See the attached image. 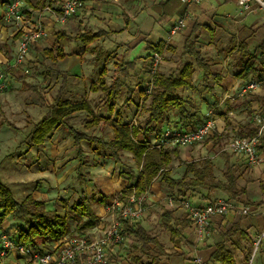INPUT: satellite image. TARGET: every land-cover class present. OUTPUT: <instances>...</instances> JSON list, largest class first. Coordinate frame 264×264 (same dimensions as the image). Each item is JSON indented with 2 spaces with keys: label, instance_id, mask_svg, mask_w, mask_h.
Masks as SVG:
<instances>
[{
  "label": "crops",
  "instance_id": "1",
  "mask_svg": "<svg viewBox=\"0 0 264 264\" xmlns=\"http://www.w3.org/2000/svg\"><path fill=\"white\" fill-rule=\"evenodd\" d=\"M5 1L6 0H0L2 9ZM57 2H61V0H57ZM38 15L39 13L35 16L37 17ZM120 17L123 18L122 24L119 21ZM181 17L185 18V25L178 33L171 35L170 31L173 24ZM41 18L46 29L45 36L49 35L55 27H58V29H56L54 33L58 30H63L68 34L75 35L80 31L86 30L83 29L74 33L75 29L84 26L85 22L87 24L91 23L94 21L93 18L100 21V24L95 28L88 29L89 31H97L99 29L110 31L107 36L96 39L87 46L77 42L75 39L66 38L60 40V44L67 54L66 58L60 59L63 61L60 70L68 72L72 80H82L85 77L88 78L91 75L90 73L95 71L96 77L90 81V89L103 69L107 71L105 74L107 82L111 83L109 81V75L111 74L112 66L118 70L117 75H119V73H121L119 65L123 62H132L136 60V65L134 68L130 69V73L133 74V77L136 76L135 78L137 79L140 77L136 75L137 73L143 71L148 73L147 68H145L150 61L149 55L151 54L147 49L148 43H157L163 40L176 47L177 51L180 52L184 44V38L191 33L196 23H199V27H201L198 34L199 45L204 44L206 45L205 48H213L215 52L222 49L223 51L226 50V59H224V62L231 60L230 68L233 70V73H237V75L215 71L221 75L219 81L214 82L212 80L214 82V85L212 83L214 87V91L212 92V94H214L213 103L215 108L219 109V112L209 108L204 110L203 106H200L203 115L209 116L208 111H213V115L217 120L218 132L215 135L205 138L208 140V143H206L204 147L202 144L195 146V149L190 148V146L184 147L180 153V160L173 161L171 170L174 176L173 166H184L186 162L184 161L186 159L184 157L185 153L193 154L197 152L199 154L205 151L210 152V154L205 157L213 160L216 176V165L219 163L222 175L218 176L219 178L223 179V170L227 162L235 166L239 175L237 182L238 187L244 192L241 195V199H231L235 203L234 209L227 213H217L210 218L209 234L203 242L197 241L195 230L191 223L182 231L179 237L172 238L161 223V213L159 214V224L161 225L159 226V231H153L154 234L149 231L151 228V222L149 221L150 219H148L150 212L146 211L144 217L137 223L143 226L152 235L157 236L164 245V250H160V261L157 264H220L219 262L211 260L218 242H224L225 246L234 253L235 262L237 264H246L255 246L256 240L259 238L260 244L258 246V251L260 255L256 264H264V131L258 145L260 163L255 165L250 164L243 155L231 152L225 147L219 149L217 147L218 141H216L219 138H226L228 136L227 133H230L228 138L231 136H241V128L249 126V124H251V126H258L254 120V116L257 112L264 115V84L255 90L249 91L253 93L252 97L247 95V92L241 94L242 87L247 80H243V78L238 75L244 68L241 48H246L243 50L247 55L256 53L257 57H260L264 52V11L259 8L257 4H253L249 11H241L237 0H203L199 3L190 4L184 3L181 0H86L78 13L64 23L55 21L50 13H44ZM134 22L136 23L135 27L133 26ZM11 30L12 29L4 26L3 23L0 22V40L5 42L9 35L12 34ZM116 33L121 34L119 38L122 39V41L119 43L115 42V39L118 38L115 37ZM127 38L129 41L126 40ZM39 42L33 49L41 45ZM17 44L18 39L16 38L12 44L13 57L17 51ZM229 46H233L230 52L228 51ZM45 47L48 46L44 44L43 48ZM37 48L42 54L41 51L43 48ZM205 48H202V50ZM4 52L0 51V59L12 60V58ZM112 52H114L113 55H115L116 52H121L125 55L123 56L121 54L122 57L120 55L119 59L117 57L113 58ZM86 53L89 56V60L88 57L85 56ZM168 54L169 56L166 61H164L166 65L159 66V70L163 73H170L172 71L171 69L176 66V59L174 60L175 54ZM84 56L86 57L85 59ZM185 60L193 61L191 57H187ZM214 62L218 63L222 62V60H215ZM197 70L199 69L195 67L192 77L193 84L194 76L198 73ZM86 71L89 73H85ZM258 73H260V76H254L251 80H264V65L260 64L258 66ZM227 75L229 78L226 77ZM147 78H149L148 75L145 79ZM226 84H228V86L225 87L226 91L224 92V85ZM132 88L134 91L133 85ZM185 88L192 89L193 85ZM203 89L206 90V84ZM203 89L200 88L201 92H203ZM94 92L96 93L97 91ZM220 93H223L224 97L219 98ZM227 93H230L232 98H227ZM223 101H225L226 106L222 108ZM90 105L97 115H101L99 112L101 107L96 104ZM239 105H241L240 108ZM125 109L127 111V104L125 105ZM238 111H241V113L239 114ZM176 118L175 115H170V120ZM112 136L113 132L109 138ZM150 139H152L151 141H155L157 135L151 134ZM204 140L197 143H201ZM227 141L228 139L225 140V142ZM181 160L182 162H180ZM123 181H125V183L121 182L120 186L118 188L116 187L117 189L114 191L115 195L126 186L127 180L123 178ZM155 181L150 189L153 188ZM186 198L196 205L205 204L219 198L229 199L228 195L223 191L215 190L209 192L207 189L194 192L189 191ZM148 199L150 202H154V198L151 196L148 197ZM110 200H112V198H110ZM99 205L101 206L103 204ZM169 206H172V208ZM169 206L167 207L175 210V216L178 219H190L187 210L180 200L176 199L172 201ZM244 207L248 208V213L242 212ZM97 214L101 218L106 212L104 209H101L99 212L97 211ZM109 219H112V213ZM137 223H134V225ZM163 229L168 232L167 239H163L162 235H165ZM227 230L231 231V235L230 239L225 242L224 233ZM91 231V228L86 230L87 233ZM130 237L133 236H127L121 243L112 244L107 248L111 264H120V261L123 259L120 255L125 252L124 248L120 246L123 242H126V238L130 240ZM135 240L138 242L136 238ZM0 245H2V242ZM152 246L154 247V245ZM139 247L140 243L134 245L131 250L133 252L129 253L133 259V264H141L142 260H144L142 264H154L151 262L152 259L146 258L139 253ZM133 255H138L140 261H135L136 259H134ZM197 258H201L202 262L199 263L196 260ZM1 263L29 264L30 261L27 255L13 249L10 250L5 257L1 258Z\"/></svg>",
  "mask_w": 264,
  "mask_h": 264
},
{
  "label": "trees",
  "instance_id": "2",
  "mask_svg": "<svg viewBox=\"0 0 264 264\" xmlns=\"http://www.w3.org/2000/svg\"><path fill=\"white\" fill-rule=\"evenodd\" d=\"M84 1L86 0H82V3ZM38 2L44 7L45 0H38ZM26 6L33 7L29 4H26ZM3 19V13L0 11V22ZM200 28L199 23L193 26L191 33L184 38V44L180 52L177 51L176 47L163 40L157 43H148L147 49L151 52L149 55L150 61L146 66L149 78L145 79L141 76L138 78L141 84L140 93L147 96L145 97L147 102L142 105L147 112V120L138 124L132 118L126 122L125 105L115 110L113 104H111L110 109L114 112V117L108 119L107 123L112 128L113 136L108 139L74 126L72 120L78 112L83 110L92 116V119L85 124L86 129L98 125L100 121L104 120V117L97 115L86 99L76 100L69 97L68 88L72 79L70 74L62 70H54V73L60 78L56 96L52 103L49 104L44 116L31 127L29 135L31 145L43 146L56 129L65 127L71 135L74 145L78 148V157H83L84 155L82 146L84 141L102 147L104 154L118 163L123 162L122 156L124 152L131 153L136 160L138 171L135 172L132 168L127 167L128 169L121 173V176L127 180V185L119 192L122 198L134 191L136 195L148 193L153 182L161 176V181L166 183L171 195H174L179 200L186 198L189 191L194 192L201 189H207L209 192L215 190L223 191L230 200L241 199V195L244 192L238 187L239 175L233 164L226 163L223 170L224 177L221 179L215 175L213 160L203 157L186 161L183 174L179 177H174L171 168L173 161L181 158V146L157 147L150 139L151 134L157 135L158 139L161 133L169 127L199 126L209 118L208 115H203L201 107L194 97H183L179 94L180 89L193 85L192 77L195 67L202 71L206 90L210 92L214 91L211 81L215 82L221 79L220 73L213 71L211 59L206 56L199 45L198 34ZM109 32L103 29L97 31L84 30L72 35L66 31L58 30L55 32V43L52 46L43 48L41 52L44 58L52 61L64 59L67 54L60 44L61 39H75L77 42L87 46L96 39L107 36ZM232 49L233 46L228 47L229 52ZM243 49L246 48H241L244 68L238 75L248 82L254 76H260L258 66L260 64L264 65V52L260 57H257L256 53L247 55ZM166 50L171 55L175 54L176 66L168 74L161 72L159 67L154 74H151L150 66L153 53L159 52L163 54ZM187 57H191L193 61H186ZM135 65L136 60L120 64L121 73L111 83L107 82L105 77L107 71L103 69L97 80L93 82L91 90L105 93L107 95V103L115 100L124 89L129 95L128 98H131L134 91L131 85L133 74L130 73V69L134 68ZM18 72L16 71L14 74H17L18 80L25 85L27 82L23 73ZM150 81L153 82V87L151 92L147 93ZM247 93V95L253 96V93L249 91ZM172 112L177 117L174 120H170ZM257 131L258 126L249 124V126L241 128L240 134L241 136H253ZM219 139L222 140L221 138ZM80 178L81 180L83 179L82 176ZM110 202V198L104 193H101L98 197L91 196L85 190L82 191L79 198L71 205V212L77 218V233L84 234L87 229L93 228L99 223L100 217L93 203L109 205ZM12 215H17L22 220L13 236L29 249L42 251L52 249L54 243L70 235L72 231L68 214L62 215L56 210L48 208L46 199L36 198L32 194L26 195L23 200H18L14 196L12 188L0 177V223ZM161 223L171 237L176 238L181 235L182 231L190 223L192 224V221L187 218L178 219L175 216L174 209L164 207L161 211ZM123 233L125 237L133 236L138 240L140 243L138 251L142 256L152 259L151 262L154 264L160 261V250H164V245L157 236L152 235L139 223L134 225L129 222L125 223ZM2 234L0 235L1 242ZM230 235V230L224 233L225 242L230 239ZM133 257L136 259L135 261H140L138 255H133ZM211 260L220 264H237L234 253L225 246L224 242L217 243V248ZM143 262L144 260H142L141 264ZM0 264H2L1 257Z\"/></svg>",
  "mask_w": 264,
  "mask_h": 264
},
{
  "label": "rangeland",
  "instance_id": "3",
  "mask_svg": "<svg viewBox=\"0 0 264 264\" xmlns=\"http://www.w3.org/2000/svg\"><path fill=\"white\" fill-rule=\"evenodd\" d=\"M23 2L33 7L35 6V9H41L43 7L38 0H23ZM44 3V6L49 4L52 7H57L60 2H57V0H45ZM0 11H2L1 6ZM93 20L94 21L89 24L85 22L84 26L75 29L74 33L83 29L88 30L90 28H95L100 24V21L94 18ZM119 21L122 24L123 18L120 17ZM1 22L4 26L12 29V34L9 35L5 42L0 40V51H5L4 53H7L13 59L12 44L16 38L19 40V26L8 23L5 19ZM133 26H136L135 22ZM56 29H58V27H55L49 35L41 38L39 42L41 45L37 47H41L40 49H42L44 44L48 47L52 46L55 43L54 31ZM115 37H118L115 39V42L119 43L122 41V39L119 38L121 34L116 33ZM128 38L126 40H128ZM200 46L201 48H205L206 45L202 44ZM37 47L34 49L32 48L30 51V59L28 61L31 69L30 73H23L20 69L11 70L8 76V86L3 91L0 90V177L12 188L14 196L18 200H23L26 195L32 194L36 198L46 199L48 208L54 209L62 215L68 214L72 229L71 234L68 236H74L77 234V218H75L71 212V205L79 198L81 192L85 190L91 196L98 197L101 193H104L109 198H113L115 196V189L120 186L121 182L125 183L121 173H124L126 169H128L127 167L132 168L135 172L138 171V168L136 160L131 153L124 152L122 156L123 162L118 163L112 158L107 157L102 147L96 144H90L86 141L82 143L84 155L83 157H78V148L74 145L73 139L65 127L56 129L43 146L37 147L31 145L29 137L31 127L44 116L48 110L49 104L52 103L56 96L60 78L54 73V70H60V68H62L61 63L63 64L62 60H57V63V61L44 58ZM203 51L206 56L211 59L213 71L237 75V73H233V70L230 68L231 60L224 62V59H226V50L223 51L222 49L215 52L213 48H205ZM113 53L114 52H112V57H117L118 59L122 54L121 52H116V54L113 55ZM85 56L88 57L89 60L87 53ZM85 56L84 59L86 58ZM162 56L163 58L160 65H166L164 61H166L169 56L168 51L166 50ZM215 60H222V62L215 63ZM16 71H19L18 73H23L25 81L27 82L25 85L18 80L17 74H14ZM94 72H91L88 78L85 77L82 80L71 79L68 96L76 100L86 99L90 104L98 105L101 107L99 112L101 116L104 117V120L100 121L98 125L86 129L85 124L88 120L92 119V116L87 111L83 110L78 112L76 117L72 120L74 126L85 129L88 133H94L108 139L113 132L112 128L107 123L108 119L114 117V112L110 109L111 104H113L115 110L127 104L126 122L131 120L132 117L138 124L144 123L147 120V112L142 106L147 102V98H145L147 96L140 93L141 84L139 80L135 78L136 76L131 80V84L134 86V93L131 98H128L129 95L124 89L115 100L107 103L106 94L102 92L95 93L89 88L90 81L96 77V73ZM197 72L198 73L194 76L193 88H182L179 90V94L183 97H194L196 102L200 106H203L204 110L209 108L219 112V109H216L213 103L214 94L203 89V87H205V82L203 80L202 71L197 70ZM85 73L89 72L86 71ZM110 73L109 81L111 82L114 77L117 76L118 70L112 66V71ZM147 74L146 71H143L136 75L146 78ZM226 77L229 78L228 75ZM212 83L214 85L213 81ZM227 86L228 84L224 85V92ZM200 88L203 89V92H201ZM223 95V93H220L219 98L224 97ZM128 100L129 102L127 103ZM222 104V108L226 106L225 101H223ZM240 107L241 105H239V108ZM238 112L239 114L241 113V111ZM171 115L175 114L172 112ZM227 135L228 136L222 140H216L218 141L217 147L219 149L225 147V140L229 139L230 133H227ZM206 143H208L207 139L201 143L195 142L189 146L195 149V146L198 144H202L204 147ZM184 147L187 146H181V151ZM209 154L210 152L206 151L199 154L197 152L193 154L185 153L184 157L186 159L184 161L197 160ZM180 162H182V160ZM173 167L174 176L179 177L183 174L184 166L175 165ZM220 168L221 166L218 163L216 165L217 177L222 176ZM81 176L83 177L82 180L80 178ZM160 177L156 179L153 188L148 191V195L144 201L145 213L146 211L150 212L148 219H150L151 228L149 231L152 233L154 230H156L155 232L159 231V226L161 225L159 224V214L162 209L171 205L172 201L176 200L174 195H171L166 183L162 182ZM150 196L154 198V202H150L148 199ZM180 201L182 202V200ZM93 206L98 212L101 209L105 210L106 214L102 216L103 218H100L99 223L107 226L111 220L109 219L111 212L108 211L107 205L100 206L97 203H93ZM169 207L172 208V206ZM21 223L22 220L17 215L7 217L0 223V235L2 233H7L13 236L17 226ZM164 232L165 235H162L163 239H167L168 232L165 230ZM85 233L87 234V232ZM85 233L81 235H85ZM129 239L130 240H127L126 238V242H123L120 246L125 250V252L120 255V257H123L120 264H133V259L129 253L133 252L131 250L134 245L139 243L133 237ZM255 247L256 245L254 248ZM254 248L249 255V259L253 256L252 264L257 263L260 255L258 251L259 248L255 251Z\"/></svg>",
  "mask_w": 264,
  "mask_h": 264
},
{
  "label": "built area",
  "instance_id": "4",
  "mask_svg": "<svg viewBox=\"0 0 264 264\" xmlns=\"http://www.w3.org/2000/svg\"><path fill=\"white\" fill-rule=\"evenodd\" d=\"M184 3H199L203 0H181ZM241 11H249L253 4H257L264 11V0H237ZM82 0H61L57 7L45 5L41 9L27 7L23 0H6L2 13L5 21L19 26V40L17 51L12 60L0 59V90L8 86V76L11 70L20 69L23 73H30L29 57L32 48L46 35V29L41 16L50 13L58 23L68 21L76 15L82 7ZM26 7V8H24ZM39 15L36 17L35 15ZM40 17V18H39ZM185 25V18H179L171 28V35L178 33ZM162 53L154 52L152 55L150 73L154 74L162 60ZM264 84L263 79H253L245 83L241 94L255 90ZM153 82L150 81L147 93H150ZM227 98H232L230 93ZM209 118L199 126L184 128L169 127L161 133L158 139L153 141L157 147L166 146H189L195 142L204 140L206 137L217 133V120L213 111H209ZM135 120V119H134ZM254 120L258 125V131L253 136H231L226 142L225 148L231 152L243 155L250 164H259L260 157L258 145L264 131V115L257 112ZM147 193L136 195L135 191L122 198L117 193L111 200L107 209L112 213V219L107 226L98 223L90 233L74 236H66L59 242L54 243L52 249L33 250L21 244L14 236L2 234L0 257H5L10 250H17L29 257V264H111L107 248L112 244H119L124 239L123 229L125 223H137L145 214L144 201ZM182 204L188 212L189 218L195 230L196 239L205 241L209 234L210 218L217 213H227L235 208V203L227 198H219L205 204L196 205L187 198L182 199ZM248 213V208L242 209ZM260 244V238L256 240V247ZM199 263L201 258L196 259ZM253 256L246 264H252Z\"/></svg>",
  "mask_w": 264,
  "mask_h": 264
}]
</instances>
